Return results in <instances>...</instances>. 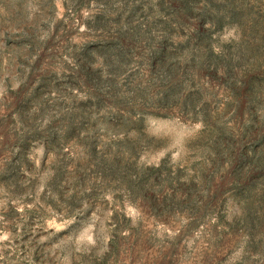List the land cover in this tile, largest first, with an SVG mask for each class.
Returning a JSON list of instances; mask_svg holds the SVG:
<instances>
[{
    "label": "rangeland",
    "instance_id": "374dc122",
    "mask_svg": "<svg viewBox=\"0 0 264 264\" xmlns=\"http://www.w3.org/2000/svg\"><path fill=\"white\" fill-rule=\"evenodd\" d=\"M0 264H264V0H0Z\"/></svg>",
    "mask_w": 264,
    "mask_h": 264
}]
</instances>
